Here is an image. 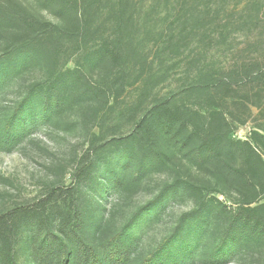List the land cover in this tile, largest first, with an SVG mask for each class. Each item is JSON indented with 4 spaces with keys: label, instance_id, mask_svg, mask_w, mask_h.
<instances>
[{
    "label": "trees",
    "instance_id": "trees-1",
    "mask_svg": "<svg viewBox=\"0 0 264 264\" xmlns=\"http://www.w3.org/2000/svg\"><path fill=\"white\" fill-rule=\"evenodd\" d=\"M39 1L58 22L34 14L18 0H0V31L8 28L16 37L0 53V98L27 69L44 65L48 71L1 116L0 147L5 150L14 149L36 127L62 113L70 97L106 108L112 97L118 99L141 77L133 79L127 69L136 55L133 0L114 2L109 32L94 23L93 9L102 0ZM212 9L208 4L204 19L217 18L219 13L213 14ZM250 18L264 19L261 10ZM74 56L78 62L70 64ZM256 79L257 74L248 75L249 83ZM220 89L233 90V84L215 77L206 85H192L190 92L199 90L208 96L207 106L201 108L176 95L157 98L135 116L125 137L133 151L125 148L123 158L106 174L112 187L121 188L142 183L158 168L171 167L176 184L146 207V213L175 197L179 184L198 198H205L202 182L223 187L226 192L220 193L225 198L210 196L205 207L214 209L226 223L210 253L217 260L245 241L264 243V131L253 129L246 139L237 137L246 119L225 109L229 95L225 91L218 95ZM241 106L248 108L245 102L237 103V108ZM94 165L93 160L82 162L70 186H52L31 204L0 214V264H22L21 255L28 264H184L193 257V240L170 244L166 239L154 252L133 260L132 225L109 233L104 230L105 208L98 213L89 206L85 187L93 178ZM227 193L235 194L234 202L227 200Z\"/></svg>",
    "mask_w": 264,
    "mask_h": 264
},
{
    "label": "rangeland",
    "instance_id": "rangeland-1",
    "mask_svg": "<svg viewBox=\"0 0 264 264\" xmlns=\"http://www.w3.org/2000/svg\"><path fill=\"white\" fill-rule=\"evenodd\" d=\"M18 1L34 14L59 21L39 0ZM115 1L102 0L93 9L94 23L103 31L112 30ZM133 1L131 28L136 55L130 58L127 69L133 79L141 77L133 80L118 99L112 97L106 108L72 96L62 113L36 127L14 149L0 147V214L31 204L52 186H70L82 162L93 160L94 175L85 187L89 206L98 213L105 208L104 230L109 233L132 225L133 260L154 252L167 239L170 244L193 240L196 251L184 264H264V243L257 240L241 243L223 260L211 256L226 223L214 209H205L206 200L210 196L224 199L220 193L225 191L223 187L215 189L202 182L205 198H198L179 184L175 197L146 213L176 184V172L171 167L158 168L142 183L121 188L112 187V180L106 176L123 158L125 148L133 151L125 137L132 130L135 116L157 98L173 95L198 108L206 107L207 94L190 92L191 86L206 85L215 77L228 78L233 84V90H218V95L224 91L229 95H224L228 98L225 109L246 119L236 136L246 139L253 129L264 131V19L250 18L258 10L264 18V7H260L264 0ZM208 4L213 6V14L219 13L209 21L204 19ZM14 38L10 29L0 31V53ZM68 62L73 64L78 59L74 56ZM47 72L44 65L24 71L0 98V118L26 93L30 83L45 79ZM250 73L258 76L251 83ZM239 102H245L248 108H237ZM226 196L234 202V193ZM139 210L141 215L135 217ZM21 262L28 264L23 255Z\"/></svg>",
    "mask_w": 264,
    "mask_h": 264
}]
</instances>
